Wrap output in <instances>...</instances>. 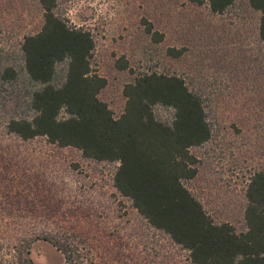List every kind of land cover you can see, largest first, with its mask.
<instances>
[{"label": "rangeland", "instance_id": "1", "mask_svg": "<svg viewBox=\"0 0 264 264\" xmlns=\"http://www.w3.org/2000/svg\"><path fill=\"white\" fill-rule=\"evenodd\" d=\"M59 12L92 32V70L107 81L99 98L115 118L125 110V86L144 72L184 76L203 95L212 138L192 149L198 173L186 186L215 223L247 231L248 185L264 169L260 14L243 2L217 15L207 4L188 0H60ZM145 20L165 36L163 42L152 41ZM43 25L39 0H0V64L13 66L23 78L21 44ZM169 48L184 54L172 58ZM7 91L0 92V233H74L90 244L98 264H190L188 252L117 192V164L92 162L44 138L22 142L9 135L12 101L6 99L15 95ZM157 115L163 121L173 117L164 108ZM31 257L36 264H64L62 254L43 240L33 244Z\"/></svg>", "mask_w": 264, "mask_h": 264}, {"label": "trees", "instance_id": "2", "mask_svg": "<svg viewBox=\"0 0 264 264\" xmlns=\"http://www.w3.org/2000/svg\"><path fill=\"white\" fill-rule=\"evenodd\" d=\"M188 1L207 4L217 15L246 3L260 14L264 44V0ZM39 2L44 25L21 44L23 78L13 66L0 64V92L11 89L15 95V100L5 98L12 101L7 133L22 142L44 138L59 148H75L92 162L117 164V192L151 227L188 252L190 264H264V169L248 185L247 231L242 233L229 223H215L186 186L198 173L192 149L212 138L203 95L184 76L144 72L125 86V110L115 118L99 98L107 81L92 70V32L71 25L59 12L60 0ZM144 22L152 41L163 42L165 36ZM168 54L179 59L184 50L169 48ZM158 108L171 110L172 119H160ZM33 235L1 232L0 264H36L32 246L40 240L54 246L64 264H98L90 244L77 234L42 230Z\"/></svg>", "mask_w": 264, "mask_h": 264}]
</instances>
